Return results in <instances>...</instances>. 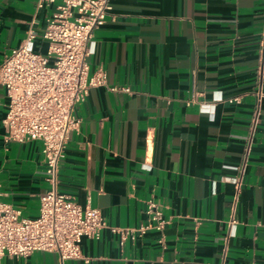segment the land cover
I'll use <instances>...</instances> for the list:
<instances>
[{
	"label": "crops",
	"instance_id": "crops-1",
	"mask_svg": "<svg viewBox=\"0 0 264 264\" xmlns=\"http://www.w3.org/2000/svg\"><path fill=\"white\" fill-rule=\"evenodd\" d=\"M59 3L0 0V65L32 29L34 51L47 53L41 35ZM92 41L88 80L103 71L106 85L76 107L59 192L119 229L148 225L153 200L167 224L135 241L83 238V259L37 251L1 264H264V0H112ZM260 93L236 201L232 168ZM8 104L0 86V200L35 219L50 188L42 143L6 140Z\"/></svg>",
	"mask_w": 264,
	"mask_h": 264
},
{
	"label": "built area",
	"instance_id": "built-area-1",
	"mask_svg": "<svg viewBox=\"0 0 264 264\" xmlns=\"http://www.w3.org/2000/svg\"><path fill=\"white\" fill-rule=\"evenodd\" d=\"M58 1L41 35L48 42L47 53L34 51L32 45L38 34L32 29L0 65V86L9 101L4 119L6 140L41 142L46 180L50 184L40 197V212L35 219H22L19 211L0 200V264L5 256L27 258L37 251L57 253L62 261L83 259V238L100 240L103 231L110 230L135 241L149 230H162L167 224L153 200L146 202L148 225L119 229L109 226L99 209L83 208L59 192V171L67 145L71 134L81 125L76 107L86 101L93 88L106 85L103 71L88 80L87 58L93 52L95 31L105 25L111 14L112 0H37V10ZM110 90L131 93L128 88ZM261 98L260 93L243 164L232 168L239 174L236 201L261 115ZM229 224L234 227L235 219Z\"/></svg>",
	"mask_w": 264,
	"mask_h": 264
}]
</instances>
